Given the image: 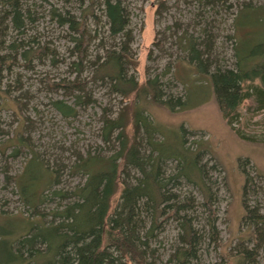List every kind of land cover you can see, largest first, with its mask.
Masks as SVG:
<instances>
[{
	"label": "trees",
	"instance_id": "16d2710c",
	"mask_svg": "<svg viewBox=\"0 0 264 264\" xmlns=\"http://www.w3.org/2000/svg\"><path fill=\"white\" fill-rule=\"evenodd\" d=\"M198 1L207 7L223 0ZM78 2L79 15L52 9L58 23L68 27L75 57L71 66L76 76L57 81L45 78L51 91L63 90L74 97L73 103L65 99L51 103L63 117L70 118L77 116L80 107L95 101L89 79L80 76L89 62L93 67L91 81L107 83L113 93L136 101L131 123L127 118L128 107L122 106L117 115L104 107L101 138L109 153H103L105 146L95 152L87 151L86 155L77 153L71 173L82 176L84 181L65 189L59 187L60 170L50 169L48 161L30 146L25 133L30 126L27 121H32L25 118L17 129V138L31 150V158L22 173L11 178L16 182L23 204L35 218L21 220L28 225L26 228L0 231V264H157L160 248L155 243L164 223L171 219L177 223L178 242L165 264H201L205 241L218 245L220 240L217 181L208 175L206 165L200 163L204 151H210V147L206 141L199 140L200 150L193 151L187 145L188 130L184 125L166 127L151 119L150 114L152 105L171 111L189 108L188 90L183 99L167 94V84L159 74L142 83L133 74L129 75V69L135 65L129 0ZM179 2L176 0L174 6H179ZM227 7L231 9L232 5ZM163 8H167L165 0L158 4V15ZM97 10L106 18L109 36L119 40L110 47L104 46L103 55L90 60L89 48L98 36L90 24L91 20L98 22ZM200 16L204 18L203 13ZM27 20L32 22L35 18L30 9H24L21 0H0V84L5 69L12 72V66L21 60L24 62L21 65L32 69L34 59L50 52L33 37L7 44L9 29L24 35ZM175 25L182 27L178 22ZM234 25L235 31L241 34L240 38L238 33L234 34L238 42L234 48L235 67L215 55L217 41L210 21L200 35L185 30L177 43L186 53V62L199 76L196 80L205 81L203 88L211 86L212 91L209 89L227 125L241 139L263 142L264 139L247 134L240 119L244 106L250 114L264 109V8L245 3L235 15ZM165 38L155 42L159 49L164 48ZM52 54L56 52L52 50ZM1 94L3 101L12 98L22 106L19 97H13L8 89L0 88ZM19 153L16 149L14 155ZM167 159L177 161V171L168 173ZM242 171L245 183L241 222L246 232L238 238L234 254L228 256L225 264H261L264 210L262 205L253 206L248 202L249 185L254 193L259 192V187L246 169ZM128 177L132 180H127ZM186 185L198 191L200 198L186 191ZM119 188V198L113 204ZM49 197L55 205L48 210L41 206ZM200 208L206 214L203 224L198 222Z\"/></svg>",
	"mask_w": 264,
	"mask_h": 264
},
{
	"label": "rangeland",
	"instance_id": "374dc122",
	"mask_svg": "<svg viewBox=\"0 0 264 264\" xmlns=\"http://www.w3.org/2000/svg\"><path fill=\"white\" fill-rule=\"evenodd\" d=\"M21 1L25 10H31L35 20L32 22L27 20L24 35L10 28L6 36L7 44L8 41L15 39L20 41L33 37L43 46L48 47L51 53L47 52L48 54L41 59L39 57L34 59L32 69L21 65L20 63H24L21 60L20 63L12 66V72L7 69L3 71L0 88L8 89L13 97L18 96L22 104L18 106L12 98L4 101L0 98V231L4 232L26 228L28 225L21 220L32 216L31 209L23 204L15 180L11 178L18 177L31 158V150L17 138V129L26 121L25 118L29 117L32 121V123L27 121L30 126L26 128L25 133V137L30 140V146L48 161L50 169L60 170L59 187L69 189L84 181L82 176L71 173L77 153L86 155L87 151L95 152L105 146L101 138V116L104 107L111 108V114L114 115H117L122 106L128 107L127 118L128 123H131L136 102L133 98L123 99L121 95L113 93L107 83L91 81L93 67L88 62L80 76L89 79L95 101L80 107L77 116L63 117L53 107L52 100L65 99L73 103L74 97L65 94L63 90L51 91L45 83V78L56 81L73 79L76 73L72 69L71 62L75 57L68 27L58 23L57 17L52 16V9L55 8L62 13L70 11L79 15L80 3L78 0ZM161 1L129 0L128 2L132 12L130 26L135 36L131 44L135 65L129 69V75L133 74L142 83L148 77L159 74L161 80L167 84L165 88L167 94L183 99L188 90L189 108L171 111L162 106L152 105L151 119L170 128L184 125L188 130L187 145L193 151L200 150L197 141L204 140L208 143L210 151H204L200 163L206 165L208 175L217 181L216 209L220 240L218 245L210 240L205 241L201 252V264H225L229 261L228 256L234 254L238 238L246 232V227L241 222L244 214L245 183L242 169L248 171L259 187V192L254 193L249 185L248 202L253 206L258 203L264 210V178H261L264 177L261 176L264 175V141L249 142L241 139L227 125L211 92V86L210 91L208 87H202L206 85L205 81L196 80L199 76L195 75L194 70L186 62V53L179 47L178 40L185 30L200 35L201 29L210 21L217 41L215 55L220 60L224 59L227 65L235 67L234 48L238 42L234 34L238 33L236 35L241 37L234 28L235 15L245 3L264 8V0H223L215 6L207 7L198 0H180L179 6H174L176 0H165L167 8H163L158 15V4ZM229 4L232 5L231 9L227 7ZM202 13L204 18L200 16ZM97 14L98 22L91 20L90 24V29L98 33L89 48L90 60L103 55L104 46L110 47L119 40L109 36L106 18L102 11L97 10ZM177 22L182 27L178 28L175 25ZM162 38H165L164 48L159 49L155 42ZM52 50L56 52L55 55L52 54ZM186 83L189 84L188 89ZM2 96L1 94L0 97ZM242 114L240 119L242 129L251 136L264 139V109L250 114L244 106ZM157 138H161L159 134ZM16 149L20 150V153L15 156ZM105 149L103 153L107 155L109 153L107 145ZM166 165L168 173L177 171L175 159H167ZM134 172L132 169L131 173ZM128 179L132 180L131 177ZM184 189L188 192L192 191L200 198L198 191L191 186L186 185ZM119 195L120 188L114 196L113 204L116 203ZM50 199L51 197L41 207L48 210L54 207L55 202H51ZM198 217L200 224L205 223L206 214L202 208L198 211ZM33 218L34 215L31 219ZM163 227L155 243L160 248L157 264L166 263V259L178 242L179 231L176 221L171 219L164 223ZM248 244L252 246L251 243ZM259 260L264 264V250Z\"/></svg>",
	"mask_w": 264,
	"mask_h": 264
}]
</instances>
